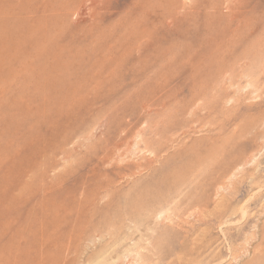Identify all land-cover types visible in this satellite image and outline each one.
<instances>
[{"label":"rangeland","instance_id":"374dc122","mask_svg":"<svg viewBox=\"0 0 264 264\" xmlns=\"http://www.w3.org/2000/svg\"><path fill=\"white\" fill-rule=\"evenodd\" d=\"M0 20V264H264V0Z\"/></svg>","mask_w":264,"mask_h":264},{"label":"bare ground","instance_id":"6f19581e","mask_svg":"<svg viewBox=\"0 0 264 264\" xmlns=\"http://www.w3.org/2000/svg\"><path fill=\"white\" fill-rule=\"evenodd\" d=\"M80 3H81V2H80ZM82 3H83V2H82ZM232 11H233V10H232ZM239 12H240V11H239ZM9 18H10V17H9ZM235 18H236V17H235ZM236 19H237V18H236ZM238 19H239V18H238ZM0 21H1V20H0ZM3 21H4V19H3ZM5 23H7V22H4V24H5ZM1 25H2V24H0V31H5V30H4V29H5V26H7L8 24H7V25L5 24L4 29L1 27ZM239 26H240V24H239ZM7 30H8V29H7ZM1 39H2V38H1Z\"/></svg>","mask_w":264,"mask_h":264}]
</instances>
